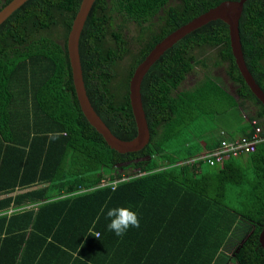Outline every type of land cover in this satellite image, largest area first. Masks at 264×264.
<instances>
[{
    "label": "trees",
    "instance_id": "16d2710c",
    "mask_svg": "<svg viewBox=\"0 0 264 264\" xmlns=\"http://www.w3.org/2000/svg\"><path fill=\"white\" fill-rule=\"evenodd\" d=\"M8 1L0 0V7ZM80 1L26 0L0 23V264H172L195 252L210 262L229 243L237 264H264L258 239L264 140L241 158L251 165L248 171L238 156L215 166L183 163L216 148L219 123L230 125L235 109L247 103L251 114L235 129L250 136L255 119L264 135V104L235 63L228 25L208 21L149 66L140 83L149 142L118 152L89 124L76 98L66 37ZM221 1H93L78 41L82 78L93 109L115 136L136 134L128 99L134 67L157 41ZM114 13L140 30L160 18L140 39L117 93L110 82L128 48L122 28L110 29ZM56 25L58 38L42 34ZM238 28L247 69L264 92V0L243 2ZM203 46L216 49L213 63H225L234 93L208 70L177 90L196 64L208 67L207 58L193 55ZM221 115L227 117L221 121ZM230 191L238 196L236 207L224 202ZM128 205L139 227L116 236L107 228V208Z\"/></svg>",
    "mask_w": 264,
    "mask_h": 264
},
{
    "label": "water",
    "instance_id": "95a60500",
    "mask_svg": "<svg viewBox=\"0 0 264 264\" xmlns=\"http://www.w3.org/2000/svg\"><path fill=\"white\" fill-rule=\"evenodd\" d=\"M25 1L26 0H9L5 5L0 7V23ZM93 1L94 0L80 1L78 10L72 19L70 29L67 33L66 49L71 69L72 82L79 107L89 124L102 135L109 147L118 152H131L141 149L149 142L150 133L140 96V83L142 77L148 70L149 66L163 53L164 50L169 48L189 31L210 20L220 19L228 25L230 47L235 63L252 93L262 104H264V92L247 69L241 48L238 21L245 0H223L214 7L209 8L207 11L180 25L157 41L144 58L134 67L128 80V99L136 124V134L129 140L118 138L111 132L93 109L86 94L82 78L78 41L81 29ZM258 239L259 244L264 251V223Z\"/></svg>",
    "mask_w": 264,
    "mask_h": 264
},
{
    "label": "rangeland",
    "instance_id": "374dc122",
    "mask_svg": "<svg viewBox=\"0 0 264 264\" xmlns=\"http://www.w3.org/2000/svg\"><path fill=\"white\" fill-rule=\"evenodd\" d=\"M161 13H159L158 16ZM113 18L110 22V29L115 30L118 25L122 28V33L125 35L126 41H127V52L126 54L116 61L115 66H114V71H115V76L111 79L110 86L113 92L117 93V90L119 89V84L123 85L124 84V76L129 68V65L131 63L133 55L136 53V50L139 46V41L140 39L145 40L146 37L151 33L154 32L160 22V18L155 15L149 22L144 23V28L143 30H140V26L134 22L131 21H124L121 15H118L114 13ZM42 34H47L50 35L53 38H58L61 35V30L59 25L52 26L50 29L46 31H42ZM141 36V38H139ZM193 55L195 57L199 58H207V66L204 68L201 64H196L192 71L188 73L185 77V79L182 81V83L178 86L177 90L179 89H186L190 88L194 84H196L202 77L203 74L209 71L210 75L214 76L219 80V82L226 88V90L230 93H234V83L230 81L228 76L225 73V63H219V64H214L213 62L216 60V49L211 48L208 46H203V47H198L193 50ZM215 59V60H214ZM243 112L248 116V114H251L252 106L247 103L246 107H243ZM229 114H232L231 112H228ZM235 113H238L241 117V114L239 113L238 109H235ZM227 116L221 115L218 117V119H225ZM220 125V124H219ZM183 152L181 153L182 156ZM245 154L239 155V164L241 165L242 168L245 170H249L251 168V165L249 163H246L245 158L241 159ZM204 168H207L208 170H215V168H210L208 166H204ZM225 204L231 206V207H236L238 205V196L235 192L230 191L226 199H224ZM230 244V243H229ZM227 244V250L228 252H232L234 249V245L232 244Z\"/></svg>",
    "mask_w": 264,
    "mask_h": 264
},
{
    "label": "built area",
    "instance_id": "2783aa9c",
    "mask_svg": "<svg viewBox=\"0 0 264 264\" xmlns=\"http://www.w3.org/2000/svg\"><path fill=\"white\" fill-rule=\"evenodd\" d=\"M250 124L253 128L250 136L230 138L221 130L219 133L220 142L216 148L189 157L183 161V163L198 164L199 161L204 160L208 165L215 166L221 165L223 160L230 156H239L253 152L256 145L264 140V135H262V127L257 124L255 119L250 120ZM141 173L142 172L137 171L134 175H140ZM103 183L104 181L101 182V184ZM114 183L115 181L112 182V184Z\"/></svg>",
    "mask_w": 264,
    "mask_h": 264
},
{
    "label": "crops",
    "instance_id": "0c3cea01",
    "mask_svg": "<svg viewBox=\"0 0 264 264\" xmlns=\"http://www.w3.org/2000/svg\"><path fill=\"white\" fill-rule=\"evenodd\" d=\"M239 110V109H238ZM240 115H233L231 118L230 125L220 122V129L223 130L227 135L230 134L231 137L240 136V131L235 129L237 121L246 122L247 116L239 110ZM230 137V136H229ZM182 256V255H181ZM180 257V255H178ZM208 255L206 253H197L190 255L189 257L183 258L182 262L172 263V264H237L232 257V252H228L227 247L223 245L219 252H217L214 257L208 262Z\"/></svg>",
    "mask_w": 264,
    "mask_h": 264
},
{
    "label": "clouds",
    "instance_id": "9594fccd",
    "mask_svg": "<svg viewBox=\"0 0 264 264\" xmlns=\"http://www.w3.org/2000/svg\"><path fill=\"white\" fill-rule=\"evenodd\" d=\"M106 217L109 218L107 228L116 236H122L130 227H139L140 223L138 213L131 205L108 207Z\"/></svg>",
    "mask_w": 264,
    "mask_h": 264
}]
</instances>
